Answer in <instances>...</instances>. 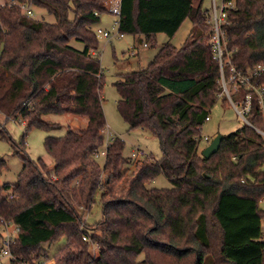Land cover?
Masks as SVG:
<instances>
[{
	"label": "trees",
	"instance_id": "trees-1",
	"mask_svg": "<svg viewBox=\"0 0 264 264\" xmlns=\"http://www.w3.org/2000/svg\"><path fill=\"white\" fill-rule=\"evenodd\" d=\"M106 1L4 0L0 5V113L20 121L25 134L60 127L48 115L87 120L79 132L69 127L62 137L45 138L52 168L21 156L16 184H0V226L9 222L18 228L9 246L16 260L8 264H43L50 259L43 246L59 238L67 242L55 264H264L262 137L245 124L224 136L210 158L199 153L205 118L218 99H226L203 0L197 5L121 0L117 26L123 36L154 43L156 34L172 38L188 19L197 34L181 48L164 45L146 68L115 83L119 114L129 129L158 139L161 159L125 158L124 142L114 138L105 147L102 168L96 162L106 120L93 28L107 13ZM222 1L234 7L224 27L225 59L241 72L264 66V0ZM19 5L32 13L41 10L55 22L28 17ZM72 40L83 48L72 47ZM253 80L264 87V71ZM246 92L241 86L234 101ZM247 120L263 127L256 99ZM133 165L137 171L117 195L111 180ZM4 168L0 160V172ZM159 175L170 189L148 187ZM97 191L103 217L93 231L78 209L89 211Z\"/></svg>",
	"mask_w": 264,
	"mask_h": 264
},
{
	"label": "rangeland",
	"instance_id": "rangeland-1",
	"mask_svg": "<svg viewBox=\"0 0 264 264\" xmlns=\"http://www.w3.org/2000/svg\"><path fill=\"white\" fill-rule=\"evenodd\" d=\"M192 1L194 5L199 3V0ZM3 3L4 0H0V5ZM216 3L220 7L223 1L216 0ZM211 4V0H203L201 3L202 10L211 13ZM231 8L234 9L233 5ZM32 17L39 20L43 19L49 23L55 22L53 16L38 9L33 10ZM116 23L117 18L115 16L104 13L100 16V22L95 24L93 29L101 28L108 31L112 36L118 33ZM196 34L197 30L193 28L191 21L188 19L172 38L162 33L156 34L154 43H148L145 39H143L144 42L139 43V39L131 35H125L121 39L112 37L110 40L97 36L96 53L102 68L101 97L106 120V129L103 133V145L100 147L101 153L96 158V162L101 168L105 161V154L102 153H104L106 143L111 138H119L124 142L122 155L125 158L131 157L132 150L139 149L145 155H149L150 160L153 162L161 159L162 154L158 139L149 131L129 129V126L119 114L117 110L119 94L115 83L123 74L146 68L164 45L171 44L176 48H181L186 41L194 39ZM70 45L77 49L83 48V44L75 40H72ZM75 117L73 115H48L47 119L58 123L60 127L52 128L49 131L32 128L25 134L24 125L20 121L6 120L0 113V160L5 162V168L0 172V184H9L11 186L16 184L17 176L23 166L21 156H26L33 161L41 159L48 167L49 165L53 166L52 159L45 151L44 140L48 136H64L69 127L75 132L82 130V125L74 119ZM208 117L209 121H205L201 129L199 153L217 135L227 136L245 125V122L237 115L234 107L224 98L216 101L209 110ZM205 138L209 141L206 142ZM15 152L19 154H15ZM143 158L138 157L137 161ZM128 169L124 168L119 177L111 180L109 187H113L117 195L125 190L130 178L137 171L138 166L133 165L128 167ZM262 169L264 170V165ZM106 176V172L101 173L99 179L102 183ZM171 186V183L164 175H159L148 184L149 188L158 189H170ZM259 208L264 211V200L260 202ZM78 212L81 213L85 223L95 231L94 225L99 223L103 217L100 191L96 192L94 203L89 211L83 213L81 209H78ZM262 230L264 231V225ZM66 242L65 238H59L50 244L44 245L43 250L50 259L43 261V264H55V256L66 245ZM90 251L92 255H96L97 247L91 245ZM139 258L141 259L142 255ZM0 264H8V262L6 259H0Z\"/></svg>",
	"mask_w": 264,
	"mask_h": 264
},
{
	"label": "built area",
	"instance_id": "built-area-1",
	"mask_svg": "<svg viewBox=\"0 0 264 264\" xmlns=\"http://www.w3.org/2000/svg\"><path fill=\"white\" fill-rule=\"evenodd\" d=\"M211 2V13H208V23L211 25V40L209 44L213 52L214 59L218 63L220 71L219 83L222 90V94L234 107L237 112V115L245 122L246 125H248L258 135H260L264 142V87L253 80L264 71V66L258 65L253 69L247 70L246 72H241L237 70L232 64H230L229 60L225 59L228 54L225 51L227 37L225 35L224 27L228 23V9H232L231 7L233 3L230 1L223 2V4L219 7L216 3V0H211ZM13 4L16 3L13 2ZM19 7L24 13H26L28 17L32 16V12L30 9L26 8L23 5H19ZM105 8L107 13L112 16H115L118 20L121 10V0H107L105 3ZM96 15H98V13H96ZM95 33L97 36L107 40H110L112 37H117L120 39L124 37L120 33H116L111 36L108 31L103 30L101 28H97L95 30ZM92 54L95 55V52H92ZM224 71H228L227 75L224 73ZM241 86H244L247 92L239 100L234 101V97L238 93L239 88ZM253 99H256L257 104L259 106V113L263 120L262 128H257L255 125L248 122L247 120V115L249 114L253 105ZM205 121H209L208 116L205 118ZM112 140V138L109 139L106 145ZM205 141L208 142L209 140L205 138ZM102 154H105V152ZM145 156L146 155L139 149L132 150L131 159H133L135 162L138 160V157L143 158ZM17 231L18 228L9 222H2L0 226V259H6L8 263L10 261L16 260L15 257L11 255L9 251V246L11 243H13ZM83 240L86 241V238H83ZM20 264L28 263L22 262Z\"/></svg>",
	"mask_w": 264,
	"mask_h": 264
},
{
	"label": "water",
	"instance_id": "water-1",
	"mask_svg": "<svg viewBox=\"0 0 264 264\" xmlns=\"http://www.w3.org/2000/svg\"><path fill=\"white\" fill-rule=\"evenodd\" d=\"M223 138L224 136L221 135L214 137L212 141L201 151V155L206 159L210 158L219 150Z\"/></svg>",
	"mask_w": 264,
	"mask_h": 264
},
{
	"label": "crops",
	"instance_id": "crops-1",
	"mask_svg": "<svg viewBox=\"0 0 264 264\" xmlns=\"http://www.w3.org/2000/svg\"><path fill=\"white\" fill-rule=\"evenodd\" d=\"M142 39L139 38V43H142ZM74 119H76L78 121V123H80V125H82V129H84L87 125V120L85 118H80V117H75ZM50 168H52L53 166L49 165Z\"/></svg>",
	"mask_w": 264,
	"mask_h": 264
}]
</instances>
